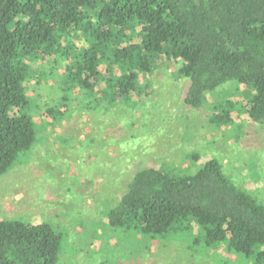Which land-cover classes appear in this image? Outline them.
<instances>
[{
    "label": "trees",
    "instance_id": "16d2710c",
    "mask_svg": "<svg viewBox=\"0 0 264 264\" xmlns=\"http://www.w3.org/2000/svg\"><path fill=\"white\" fill-rule=\"evenodd\" d=\"M41 61L110 104L143 94L160 62H172L186 106L200 109L236 84L250 91L243 115L264 124V0H0V177L35 144L27 83L48 79ZM236 104H215L213 123L234 124ZM200 166L138 170L106 214L109 225L162 244L188 234L190 254L202 246L264 264V204L219 160ZM62 242L47 223L0 220V264H58Z\"/></svg>",
    "mask_w": 264,
    "mask_h": 264
},
{
    "label": "rangeland",
    "instance_id": "374dc122",
    "mask_svg": "<svg viewBox=\"0 0 264 264\" xmlns=\"http://www.w3.org/2000/svg\"><path fill=\"white\" fill-rule=\"evenodd\" d=\"M46 65L48 79L27 83L36 141L0 177V220L43 222L61 232L58 264H254L228 261L223 251L202 246L190 254L188 234L150 242L106 220L138 170L193 174L212 158L235 186L264 204V124L250 123L241 112L247 88L224 85L202 108H190L177 66L164 61L147 77L143 94L110 104ZM226 101L239 103L234 124L216 125L215 104Z\"/></svg>",
    "mask_w": 264,
    "mask_h": 264
}]
</instances>
